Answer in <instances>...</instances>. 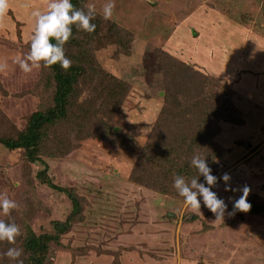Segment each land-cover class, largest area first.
I'll use <instances>...</instances> for the list:
<instances>
[{
  "label": "rangeland",
  "instance_id": "rangeland-1",
  "mask_svg": "<svg viewBox=\"0 0 264 264\" xmlns=\"http://www.w3.org/2000/svg\"><path fill=\"white\" fill-rule=\"evenodd\" d=\"M48 2L8 0V10L0 14L2 139L22 131L26 117L48 97L41 67L25 73L14 62L29 52L32 10L46 11ZM106 2L86 1L100 17L90 45L125 94L116 108L102 97L96 109L107 108L94 118L81 111L78 124L49 128L38 160L0 143V198L17 204L8 214L0 211V220L20 229L14 242L0 241V264H24L27 226L35 235H56L43 264H264V216L225 212L215 220L203 204L200 210L186 205L165 179L181 175L171 168L175 162L192 170L198 150L180 145L177 129L169 127L157 138L153 127L164 94L159 52L165 51L213 76L207 84L217 96L204 99L206 113L219 107L222 96L233 101L243 121L220 123L215 139L230 148L229 163L222 165H228L230 189L247 185L250 193L264 195V0H114L112 17L104 19ZM111 23L131 35L128 55L120 54ZM84 97L82 92L77 99L83 108L99 98ZM201 103L194 114L176 116L171 124L187 125L191 136L202 130ZM215 131L203 132L201 149L212 153ZM114 133L128 134L129 144L119 143ZM40 171L47 178L39 177H45ZM212 190L227 204L240 195L225 191L222 181ZM56 221L67 225L56 232ZM10 247L22 250L16 260L5 255Z\"/></svg>",
  "mask_w": 264,
  "mask_h": 264
},
{
  "label": "trees",
  "instance_id": "trees-1",
  "mask_svg": "<svg viewBox=\"0 0 264 264\" xmlns=\"http://www.w3.org/2000/svg\"><path fill=\"white\" fill-rule=\"evenodd\" d=\"M86 1L87 0H71L76 8L87 11L89 7L85 5ZM99 22L100 17L95 14L91 23H95L96 28L92 33H87L73 26L72 35L64 45L65 55L72 61L71 67L66 71L61 69L59 64L50 67H41V72L46 82V88L49 91L46 101H43L36 111L26 117L25 127L22 131L15 137H8L6 139L0 138L1 144L5 145L10 150L23 149L28 159L38 160L39 156L37 155L44 150L45 145L48 143L46 140V131H48L49 128H54L56 126L65 127L67 124H78L77 122H79V119H82L79 118V112L81 111H84V115L86 112H89V117L91 118L93 116L94 118L95 112L107 108V106H104L100 109H96V107L101 104L102 97H104L103 99H105L107 105L112 104L115 108L119 105L120 100L125 94L123 91L124 89L119 87L117 76L110 74L99 65L95 51L90 45L97 33L96 30ZM114 26L116 25L111 23L109 31L114 38L118 39L117 48L121 51H119L120 54L128 55L131 48V35L128 31L126 32L125 29ZM28 47L30 50V40L28 42ZM159 59L161 63L160 71L164 94L162 96V105L153 123L157 138H163V134H167L169 127L177 129L179 133L178 136L180 137V139H178L179 144H185L187 148L190 149L194 147L198 150V154L207 157V161L214 175L218 176L219 174L227 172L228 165L226 169L225 165H222V161L227 164L229 163L226 158L230 152V148L220 144V142L215 139V136L220 133L221 122L240 124L243 121L240 117L241 113L235 109L236 107L233 101L225 96H222L219 102L217 101L219 107H216L212 112L206 113L204 110H206L205 107L207 105L204 104V99L208 97L212 99L213 95L214 98L217 96L212 86L207 84L208 82L213 83L215 81L213 76L209 73L204 74L199 71H194L189 64L176 57H171V55H168L165 51L159 52ZM192 77L197 78L195 82L191 80ZM220 87L222 93L227 94V88L225 90L222 85H220ZM82 92L85 93L84 98L89 100L96 96L99 98L95 100L93 106L85 101L86 108H83V105L77 102ZM232 94H235L233 89ZM202 101L203 111L200 113V117L202 116L203 118H201L202 127L200 128L202 130L195 131L194 135L191 136V131L188 129L187 125H181L179 129L176 124H171V122L174 121L173 118H177L176 116L194 114L197 108H201L200 105ZM215 120H217L218 123L213 127ZM210 128H216L211 139L213 147L212 153H209L210 151L206 150V148L201 149L198 145L201 138L204 136L203 132L207 134ZM114 134L119 143H123L122 145L125 146L129 144L130 139L128 140V134H120V136L117 133ZM171 136H173V134H170V137ZM153 139L155 141V138ZM190 149H187L185 152H188ZM145 154L146 153L143 155ZM214 162L216 165H212ZM185 164L189 165L188 163L183 164L181 161L180 163L175 162L171 165V168L177 170V172L181 171V175L184 176L186 180H190L197 171L194 168L191 170V168ZM182 171H187L193 176L188 177V175L182 174ZM193 171H195V174H193ZM39 174L45 176L39 177L47 178L44 171H40ZM168 177L165 179L167 187L169 183L173 184L174 180V176ZM199 179L200 182H203V177ZM48 184L57 188V185L53 183L48 182ZM59 190L62 192L65 191L67 195L73 198V195L67 189L64 188L63 190L59 188ZM173 192L177 197L182 198L178 195L176 190ZM238 197L239 196H236L235 198ZM247 200L250 202L251 208L246 213L239 212L238 215H240L241 218L246 214L264 216V195L249 193ZM74 205L75 203H73V206ZM228 208L231 211V201L228 204ZM73 211L76 210L73 209ZM66 225L67 223L56 221V223H54V228L56 232H59V230H62ZM26 228L27 234L24 238L23 247L25 253H27V259L24 264H43V256L46 248L51 240H55L56 235H35L28 226Z\"/></svg>",
  "mask_w": 264,
  "mask_h": 264
},
{
  "label": "clouds",
  "instance_id": "clouds-1",
  "mask_svg": "<svg viewBox=\"0 0 264 264\" xmlns=\"http://www.w3.org/2000/svg\"><path fill=\"white\" fill-rule=\"evenodd\" d=\"M114 7V0H107L102 9L104 19L112 17ZM7 10L8 0H0V14ZM94 15L91 7L87 11L78 9L71 0H49L46 11L32 10L34 29L30 37V50L23 58L17 57L14 62L25 73L31 72L33 68L50 67L56 64H59L61 69L68 70L72 61L66 57L64 45L72 35L73 26L87 33L94 32L96 25L91 23ZM190 165L197 171V176L186 180L184 176L176 175L173 180V187L186 205L200 210L203 204L215 215V220L223 219L225 212H228V215H234L236 212L246 213L250 210L251 204L247 200L250 188L247 185L239 189H230L228 183L231 180L230 174L225 172L219 177L214 175L207 157L198 153L193 154ZM200 177H203V182H200ZM218 181L224 182L225 191L240 192L238 198H229L232 202L231 211H228L225 200L212 190ZM16 207L15 201L7 197L0 198V211L4 214H8ZM19 233L20 229L14 222L6 223L0 220V241L6 240L12 243ZM21 254L22 250L14 247H10L5 253L12 260H16Z\"/></svg>",
  "mask_w": 264,
  "mask_h": 264
},
{
  "label": "crops",
  "instance_id": "crops-1",
  "mask_svg": "<svg viewBox=\"0 0 264 264\" xmlns=\"http://www.w3.org/2000/svg\"><path fill=\"white\" fill-rule=\"evenodd\" d=\"M257 148H258V146L255 148V150H256ZM253 151H254V150H252L251 152H253ZM251 152H250V153H251ZM250 153H249V154H250ZM247 155H248V154H247ZM247 155H246V157H247ZM244 157H245V156H244Z\"/></svg>",
  "mask_w": 264,
  "mask_h": 264
}]
</instances>
